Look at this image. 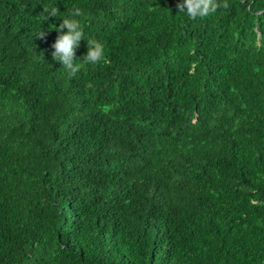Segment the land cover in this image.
<instances>
[{"label":"trees","instance_id":"trees-1","mask_svg":"<svg viewBox=\"0 0 264 264\" xmlns=\"http://www.w3.org/2000/svg\"><path fill=\"white\" fill-rule=\"evenodd\" d=\"M179 2L0 0V264H264V0Z\"/></svg>","mask_w":264,"mask_h":264},{"label":"clouds","instance_id":"clouds-1","mask_svg":"<svg viewBox=\"0 0 264 264\" xmlns=\"http://www.w3.org/2000/svg\"><path fill=\"white\" fill-rule=\"evenodd\" d=\"M218 6L216 0H180L177 4V11L185 13L189 18L194 19L197 16L203 18L214 13ZM224 6L227 7V5ZM44 11L47 13V18L49 16L62 17V22L59 26L54 25L52 27L58 33L52 44L54 49L52 57L61 62L64 69L71 76L75 77L81 71L82 64L97 65L101 62L108 63L104 44L95 38L86 39V54L80 58L76 56V49L79 47L80 41L85 39L82 25L76 18L81 15L79 9L72 10L68 16H60V10L57 7L44 9ZM44 35V32L40 34L41 37Z\"/></svg>","mask_w":264,"mask_h":264}]
</instances>
